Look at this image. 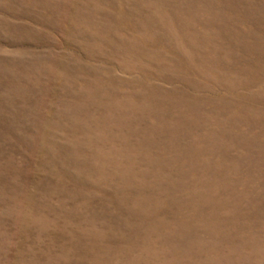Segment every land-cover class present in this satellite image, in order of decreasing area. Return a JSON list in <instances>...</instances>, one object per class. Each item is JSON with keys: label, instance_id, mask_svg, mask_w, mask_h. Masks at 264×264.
<instances>
[{"label": "rangeland", "instance_id": "1", "mask_svg": "<svg viewBox=\"0 0 264 264\" xmlns=\"http://www.w3.org/2000/svg\"><path fill=\"white\" fill-rule=\"evenodd\" d=\"M0 264H264V0H0Z\"/></svg>", "mask_w": 264, "mask_h": 264}]
</instances>
